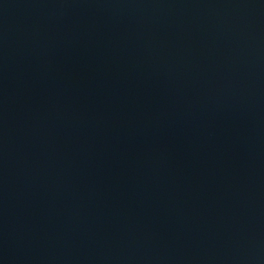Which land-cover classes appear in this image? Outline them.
<instances>
[{
  "label": "water",
  "instance_id": "obj_1",
  "mask_svg": "<svg viewBox=\"0 0 264 264\" xmlns=\"http://www.w3.org/2000/svg\"><path fill=\"white\" fill-rule=\"evenodd\" d=\"M0 264H264V0H0Z\"/></svg>",
  "mask_w": 264,
  "mask_h": 264
}]
</instances>
